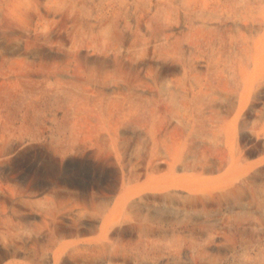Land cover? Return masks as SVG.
<instances>
[{
	"label": "rangeland",
	"instance_id": "1",
	"mask_svg": "<svg viewBox=\"0 0 264 264\" xmlns=\"http://www.w3.org/2000/svg\"><path fill=\"white\" fill-rule=\"evenodd\" d=\"M0 264H264V0H0Z\"/></svg>",
	"mask_w": 264,
	"mask_h": 264
}]
</instances>
